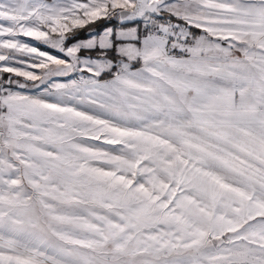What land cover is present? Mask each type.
Returning a JSON list of instances; mask_svg holds the SVG:
<instances>
[{
  "label": "snow or ice",
  "instance_id": "1",
  "mask_svg": "<svg viewBox=\"0 0 264 264\" xmlns=\"http://www.w3.org/2000/svg\"><path fill=\"white\" fill-rule=\"evenodd\" d=\"M0 264H264V0H0Z\"/></svg>",
  "mask_w": 264,
  "mask_h": 264
}]
</instances>
